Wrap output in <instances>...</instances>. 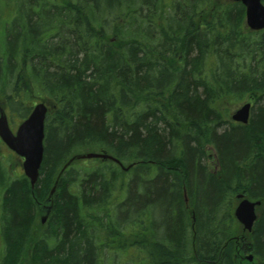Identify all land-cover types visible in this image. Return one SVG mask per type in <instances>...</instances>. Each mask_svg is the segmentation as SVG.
Listing matches in <instances>:
<instances>
[{
    "label": "trees",
    "instance_id": "16d2710c",
    "mask_svg": "<svg viewBox=\"0 0 264 264\" xmlns=\"http://www.w3.org/2000/svg\"><path fill=\"white\" fill-rule=\"evenodd\" d=\"M61 1L0 0L1 102L52 105L34 186L0 169V264H264V29L226 0ZM244 98L249 124L229 121ZM86 151L127 170L72 161L41 225ZM237 193L262 201L250 232Z\"/></svg>",
    "mask_w": 264,
    "mask_h": 264
},
{
    "label": "water",
    "instance_id": "95a60500",
    "mask_svg": "<svg viewBox=\"0 0 264 264\" xmlns=\"http://www.w3.org/2000/svg\"><path fill=\"white\" fill-rule=\"evenodd\" d=\"M241 1L245 6V19L247 25L251 29L264 28V5L261 0ZM249 109L250 103L243 104L234 112L232 118L240 122H247ZM46 112V105L43 102L37 103L34 105L27 118L19 124L15 133H13L9 128L6 114L2 107H0V137L10 149L24 157V172L26 176L29 177L32 185H34L38 178L39 168L43 157L44 120ZM91 157L111 159L115 162H119L118 159L105 152H88L71 157L65 163L62 170L74 159ZM62 170L59 172V175ZM56 182L51 189V194L55 189ZM236 199H238V201L234 207V217L242 225L244 230L251 231L253 223L257 219L256 206L260 204V201H251L242 193H238L236 195ZM45 219L46 215L41 218V221L44 222ZM247 259L251 260L252 256H247Z\"/></svg>",
    "mask_w": 264,
    "mask_h": 264
},
{
    "label": "rangeland",
    "instance_id": "374dc122",
    "mask_svg": "<svg viewBox=\"0 0 264 264\" xmlns=\"http://www.w3.org/2000/svg\"><path fill=\"white\" fill-rule=\"evenodd\" d=\"M57 1V0H56ZM59 1H61V0H59ZM65 1H75V0H65ZM165 2H169V1H171V0H164ZM34 99L33 100H31V101H28V103H30L31 104V107L35 104V103H37L38 101H42V100H44L47 104H48V106H52L51 105V103H49L48 102V100L47 99H45V96H43V95H40V94H37V93H35L34 94ZM252 101V100H251ZM244 102H246V100H243V101H241L240 103H229V105H228V108H229V111H228V119L230 118V116H229V114L231 115L242 103H244ZM8 117H9V119H10V126L12 127V129H15L16 128V126L19 124V122H20V119L19 118H17L16 117V115L15 114H13V115H11L10 114V116H9V114H8ZM2 153L3 154H5V153H10V152H8V151H6L3 147H2ZM3 157V156H2ZM82 161V160H81ZM80 161V162H81ZM213 161H214V159H212V157H211V162L210 163H212V165H213ZM16 162H17V158L16 157H12V156H7V158L6 159H4L3 158V161H2V166L3 167H5V168H7L8 169V171L11 173V174H15V176H20L21 175V173H22V169H20L19 170V165H17L16 164ZM88 166H92L93 164H98L99 162L98 161H93V160H90V159H88V161H86L85 162ZM80 164H82V163H76L75 165H80ZM213 167V166H212ZM1 210V209H0Z\"/></svg>",
    "mask_w": 264,
    "mask_h": 264
},
{
    "label": "bare ground",
    "instance_id": "6f19581e",
    "mask_svg": "<svg viewBox=\"0 0 264 264\" xmlns=\"http://www.w3.org/2000/svg\"><path fill=\"white\" fill-rule=\"evenodd\" d=\"M62 2V5H64L65 6V8L66 7H69V8H72V10H73V12H74V14L75 15H78V10H79V8L77 7V4L74 2V1H65V0H62L61 1ZM231 2H238V3H241L242 4V2H240V1H231ZM251 118V117H250ZM249 121H250V119H249ZM249 121H248V123L247 124H249ZM246 124V125H247ZM224 127H226L225 125H224ZM213 169V171L214 172H217V170H218V167L216 166V167H214V168H212ZM187 194H186V192H185V190H184V201L186 202V200H187ZM247 198L248 199H250L251 201H257V200H259L260 201V204L259 205H257L256 207H259L260 205H261V200L260 199H251L250 197H248L247 196ZM233 209H234V207H233ZM253 225H254V223H253Z\"/></svg>",
    "mask_w": 264,
    "mask_h": 264
},
{
    "label": "flooded vegetation",
    "instance_id": "af4514ba",
    "mask_svg": "<svg viewBox=\"0 0 264 264\" xmlns=\"http://www.w3.org/2000/svg\"><path fill=\"white\" fill-rule=\"evenodd\" d=\"M13 132H14V130H13ZM2 147L6 150V145L4 144V143H2V140H1V138H0V169H1V160H2V156H3V158L4 159H6L7 158V156H14V157H16L17 158V162H16V164L17 165H20V164H22V159H20V157H18V156H16L14 153H12L11 151V153H5V154H3L2 153ZM9 152V151H8ZM11 177H14V175L13 174H11ZM0 182H1V174H0ZM0 205H1V197H0ZM1 213V212H0Z\"/></svg>",
    "mask_w": 264,
    "mask_h": 264
}]
</instances>
